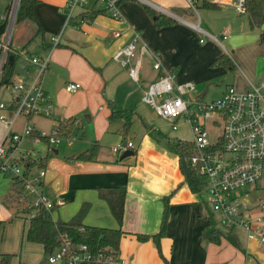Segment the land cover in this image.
<instances>
[{
    "label": "crops",
    "instance_id": "1",
    "mask_svg": "<svg viewBox=\"0 0 264 264\" xmlns=\"http://www.w3.org/2000/svg\"><path fill=\"white\" fill-rule=\"evenodd\" d=\"M12 1L8 0L0 17L5 15ZM66 1L33 0L34 17H25L16 22L13 41L16 49H26L38 55L51 53L49 66L41 79L46 98L42 102V112L30 117L20 116L23 121L21 126H17L16 121L17 130L22 131L28 120L37 130H42L36 125L38 122L47 129L45 131L53 130L62 121L69 119L79 123L74 128L79 135L74 132L76 138L71 142L62 140L65 142L62 147H56V143L49 146L40 142L37 145L42 151L40 162L44 161L43 164L39 163L46 168L47 173L36 184V190L54 203L53 218L69 219L84 203L89 202L84 223L122 228L124 234L121 237L119 256L123 264H164V258L169 264H264V245L258 239L250 238L241 225L242 231H235L233 227L218 224L224 232L233 231L239 246L224 236L219 242L208 238L209 226L213 219L218 220L219 212L212 209L205 192L191 189L181 170L179 155L170 144V141L178 139L192 141L193 138L186 137L187 132L193 137L191 125L180 120L178 128L173 129L169 120L158 115L143 101L144 91L165 70L174 69L178 81L202 83L212 77L203 69L197 71L194 66L180 64L175 54L181 55L182 49L184 52L196 53L203 68L212 69L220 65L227 68L228 73L233 70L235 72L236 63L218 38L221 35L224 39L223 32L228 30L224 29L218 36L211 30L210 23L202 24L203 15L211 18L213 9H224L231 4L199 0L197 7L203 12L198 13L190 7L188 0H120L121 16L114 18L103 6L93 1L88 10L89 15L93 14L92 11L101 12H94L82 24L79 23L80 15L73 18L65 27L60 44L51 51L50 37L62 30ZM149 7L173 21L162 26L156 25L155 16L150 13ZM252 29L255 34L252 43L255 44L260 42L264 17L261 24ZM137 30L141 33L138 56L143 61L139 79L134 80L129 69L135 59L123 64L113 56L133 38ZM116 31L121 34L116 36ZM202 34L212 41L204 44ZM225 39H229V31ZM234 39L238 44L242 43L239 36ZM213 40L219 42L225 51L215 49ZM142 46L147 47L144 53ZM155 52L160 53L162 67L159 69L153 66L157 60ZM222 54L232 59V66L215 62ZM178 65L181 66L179 70ZM31 69L34 71L35 66ZM20 71L17 65L15 72ZM70 81L80 82L82 87L76 92H70L65 88ZM230 85L244 90L251 87L239 75H234L232 81L221 86V93ZM206 88L199 94L203 98L210 86L207 91ZM45 117L48 123L40 119ZM0 125L1 140L4 125ZM121 141H132L134 144V148H129L134 153L122 160L120 158L126 150H113ZM33 144V138H24L23 147ZM93 145L97 146L93 158H78ZM39 170V167L30 168L33 175L38 174ZM10 179L9 194L0 198L4 206H9L12 190L19 187L13 186L14 179ZM119 186L126 188L122 223L113 215L108 202L99 193L100 188ZM243 194L247 195L250 202V208L244 215L264 216V208L260 207V202L264 200L251 197L245 191ZM165 197H168V201ZM7 210L5 208L3 214H0V222H5V217L9 215ZM165 215L167 219L159 250L153 238L141 240L138 234L158 233ZM21 235L22 241L26 237L25 228ZM30 241L36 243L34 256L27 259L21 257L18 263L12 257L11 264H65L49 262L43 244ZM10 252L12 254L14 251L1 250L0 254Z\"/></svg>",
    "mask_w": 264,
    "mask_h": 264
},
{
    "label": "built area",
    "instance_id": "2",
    "mask_svg": "<svg viewBox=\"0 0 264 264\" xmlns=\"http://www.w3.org/2000/svg\"><path fill=\"white\" fill-rule=\"evenodd\" d=\"M104 4L103 8L114 18H120V0H67L63 7L64 23L62 30L50 37V50L58 46L62 40L63 31L69 22L80 15L79 23L88 21L87 13L91 2ZM218 3H229L239 14L247 12V0H216ZM20 2V0H19ZM199 0H188L190 7L198 11ZM16 3V0H15ZM19 6V4H18ZM15 4L9 14L8 24L4 32H0V123L4 125V133L0 140V176L11 178L22 177L29 168L25 178V187L37 197L28 199V203L35 207L52 210L54 203L36 190L45 177L47 170L40 162L42 151L37 147L40 142L49 146L62 140L72 141L74 133L64 135L60 128L51 131L37 130L28 120L22 131L15 127L20 116L30 117L42 112V102L46 99L41 86V79L49 66L51 53L38 55L26 49H16L11 44V35L15 23L17 10ZM196 26V25H195ZM199 28L198 26H196ZM121 32L116 31L119 36ZM224 37L228 31L223 32ZM140 31H136L133 38L114 54V59L128 64L133 58L135 62L129 69L134 80L139 79L142 58L138 56ZM147 51L142 46V53ZM12 54H17V65L21 73L14 72L10 81L5 79V66ZM157 57L153 64L155 69L162 67ZM35 66L32 71L31 67ZM174 69L165 70L156 80L151 82L144 91L143 101L154 111L169 120L173 129H177L180 120L191 125L192 141L195 151L191 156L194 168L207 181L206 196L212 209L221 214L220 224L232 228L243 226L250 238L258 239L264 245V216H246L249 210V200L243 194L249 185L257 184L264 170V81L258 87L240 89L234 85L228 86L220 97L202 99L197 93V85L193 81H178ZM82 87L77 81H70L66 89L76 92ZM8 92V93H7ZM7 93L8 97H4ZM79 124L78 121H74ZM213 123L221 127L216 139L210 137L208 124ZM33 138L34 144L23 147L24 138ZM134 148L132 141H121L114 147V151ZM39 167V173L33 175L30 168ZM264 208V201L260 202ZM4 205L0 199V212ZM31 215H34L32 213ZM93 254L86 244L74 247L69 239H65L53 252L48 254L51 263L83 264L91 260ZM102 264H123L120 256L98 258Z\"/></svg>",
    "mask_w": 264,
    "mask_h": 264
},
{
    "label": "trees",
    "instance_id": "3",
    "mask_svg": "<svg viewBox=\"0 0 264 264\" xmlns=\"http://www.w3.org/2000/svg\"><path fill=\"white\" fill-rule=\"evenodd\" d=\"M11 5L12 3L10 2L7 6L5 15L0 17L1 33L6 30ZM32 9L33 0H20L15 19L16 22L25 17H34ZM148 9L150 13L155 16L154 20L158 26H162L173 21V19L160 12L156 13V11L150 7ZM247 10L251 26L255 27L260 25L264 17V0H247ZM94 12L99 13L101 10L92 11V15H94ZM84 14L86 17L92 16L89 15L88 12ZM260 42L264 43V29L260 33ZM18 60L19 56L17 54H12V59H10L5 66L6 80L10 81V78H12V75L16 71ZM215 62L224 64L227 67H230L233 64L232 59L225 54L217 57ZM76 127L77 125L74 120L70 119L62 121L59 125L60 131L64 135L73 133L74 128ZM170 144L179 155L181 170L191 189L195 192L206 193L207 181L191 163V156L195 151L194 142L178 139L170 141ZM96 152L97 146L93 145L85 152L81 153L78 158L91 159L94 157ZM40 163L43 164L44 161H41ZM27 171L29 172V168ZM28 172H26L22 177L13 178V186H22L25 178L28 176ZM99 193L100 196L108 202L113 215L120 223H122L125 213L126 188L124 186L100 188ZM165 200L168 201V197H165ZM89 206V202L84 203L75 215L65 220L54 219L52 216V210H47L44 207H35L30 205L28 202H25L21 213L28 221V227L26 230L27 239L43 244L47 254L53 252L65 239H69L74 247L86 244L91 254H93V258L83 264H102L101 260H98V258L102 259L107 256H119L121 237L124 234L122 228L94 226L84 223V218ZM32 213H34V215H31ZM166 219L167 216L165 215L163 224L158 233L153 235L138 234L139 239L144 240L153 238L160 250V240L164 235ZM218 224L220 225L219 218L217 221L213 219L211 225L209 226L208 238L212 241L219 242L224 236L236 246H239L233 231L230 230L228 232H224ZM12 257L13 254L11 253H1L0 264H11ZM164 264H169L166 258H164Z\"/></svg>",
    "mask_w": 264,
    "mask_h": 264
},
{
    "label": "rangeland",
    "instance_id": "4",
    "mask_svg": "<svg viewBox=\"0 0 264 264\" xmlns=\"http://www.w3.org/2000/svg\"><path fill=\"white\" fill-rule=\"evenodd\" d=\"M8 3V0H0V14H3L5 7ZM15 4V0H13L11 8L9 10V14L13 9ZM99 5H104L98 3ZM233 9V10H232ZM248 11V10H247ZM198 13H202L203 10L198 8ZM196 12V14H197ZM212 12V11H209ZM239 15V16H238ZM249 18L247 12L238 14L237 11L233 8L232 5L228 6L224 9H213V15L211 16H204L202 17V24L206 25L207 22L211 24V30L214 34L219 36V33L224 29L229 31V39H223L220 35L218 38L223 42L230 56L233 58L234 62L236 63V70L231 73H228V69L222 66H213L212 69L209 67H202L201 63L199 62V58L196 53L192 52H184L183 49L181 51V55L179 53L175 54L176 58H178L179 63L186 65V66H194L197 71L203 69L204 71L208 72L212 75V77L206 79V81L195 82L197 85V93L200 94L208 85L210 86L206 96L202 99L208 98H216L220 97L223 93H221L220 89L221 86L224 87L226 82H230L233 79L234 75H239L241 79L245 82L249 83L250 86L258 87L264 81V45L259 41L252 43L254 40V29H252L251 24L249 23ZM16 20L13 25L12 35H11V44L13 46L14 36H15V28H16ZM15 26V27H14ZM209 26V24H208ZM239 36L242 40L241 44L235 42V37ZM206 44L208 41H212L210 38H206L202 34ZM36 40L33 41V43ZM199 42V41H198ZM237 43V44H236ZM202 44V43H201ZM32 45V44H31ZM213 45L215 49H220L222 52L225 51L224 47L213 40ZM34 46V44L32 45ZM159 52H155L158 54ZM37 54V53H36ZM183 59V60H182ZM181 66H177V70H179ZM190 68V67H189ZM234 73V74H233ZM194 82V81H193ZM8 93V92H7ZM7 93L4 97H8ZM36 119V118H35ZM44 120V123H48V119L40 118ZM22 117L18 118L17 126H21L22 124ZM1 124V123H0ZM36 125H39L42 130L45 129L42 125L36 122ZM208 128L210 131V137L212 139H216L218 134L221 132V127H216L213 123L208 124ZM2 129V125H0V131ZM51 131V130H50ZM79 135L78 130L73 131V133ZM187 138H193L190 132L186 134ZM65 142L56 143V147H62ZM11 177L8 176H0V198L8 195V191L11 186ZM258 185L256 188L255 186ZM25 188V189H24ZM255 188V189H253ZM253 189V190H252ZM245 192L249 193L251 197H256L257 199L264 200V170L262 179L255 185H249L244 189ZM12 196H10V204L9 206H4L7 208L9 215L6 218L5 222H0V251L10 249V251H14L13 253H17V255H13L16 262L21 259L32 258L36 253L35 247L36 243H30L31 241L25 237L21 241V234L25 228L27 230L28 221L24 220L22 215L20 214L22 207L24 206L25 202H28L27 198L24 196H28V199L34 200L37 198L35 195L31 193V189L29 187H25V185L16 187V190H12ZM15 198V199H14ZM17 203V204H16ZM5 208L1 211V215L3 214ZM219 213L217 214V219L219 218ZM12 219V220H11ZM221 226H225V224L221 223ZM235 231H242L240 225H235ZM6 231V233L4 232ZM11 253V252H10ZM12 253V254H13ZM44 254V251H43ZM18 263V262H17ZM42 264V263H41Z\"/></svg>",
    "mask_w": 264,
    "mask_h": 264
},
{
    "label": "water",
    "instance_id": "5",
    "mask_svg": "<svg viewBox=\"0 0 264 264\" xmlns=\"http://www.w3.org/2000/svg\"><path fill=\"white\" fill-rule=\"evenodd\" d=\"M18 4H19V0H16V3H15V7H16V9H15V10H17ZM10 59H12V56H11ZM207 89H208V86H207V88H206L205 91H207ZM133 153H134V150H132V149H128V150H126V151L123 153V155L121 156L120 159L122 160L124 157H126V156H128V155H132Z\"/></svg>",
    "mask_w": 264,
    "mask_h": 264
}]
</instances>
